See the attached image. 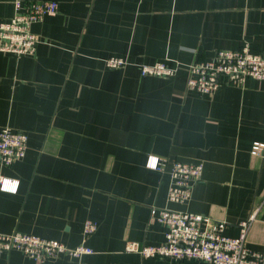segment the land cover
Returning a JSON list of instances; mask_svg holds the SVG:
<instances>
[{"label": "crops", "instance_id": "crops-1", "mask_svg": "<svg viewBox=\"0 0 264 264\" xmlns=\"http://www.w3.org/2000/svg\"><path fill=\"white\" fill-rule=\"evenodd\" d=\"M50 1V0H27ZM58 10L31 25L33 55L0 51V130L28 134L26 155L0 175V231L82 242L95 251L39 261L14 250L0 264H211L142 257L126 242L161 244L166 227L153 207L189 210L239 223L259 208L248 245L264 264V80L223 85L212 94L186 87L188 64L248 44L264 52V0H55ZM14 15L0 0V21ZM109 56L129 62L108 68ZM164 61L172 77L140 73ZM158 156L163 171L146 165ZM202 163L190 200H168L170 165ZM97 223L84 238L86 220Z\"/></svg>", "mask_w": 264, "mask_h": 264}, {"label": "built area", "instance_id": "built-area-1", "mask_svg": "<svg viewBox=\"0 0 264 264\" xmlns=\"http://www.w3.org/2000/svg\"><path fill=\"white\" fill-rule=\"evenodd\" d=\"M14 15L8 21H0V51L20 57L33 55L38 38L31 30L34 22L46 14L58 10V2L13 0ZM129 61L120 56H109L105 60L108 68H119ZM143 76L172 77L177 67L164 61L140 64ZM186 87L190 90L212 94L223 85L242 86L250 79L264 80V52H254L248 44L238 49H218L213 58L196 60L188 64ZM28 134L20 129L5 126L0 130V163L10 166L22 159L28 148ZM254 155L264 154V141H254L251 146ZM146 165L163 171L158 156L149 155ZM202 163H187L179 160L170 165L171 183L168 200L185 203L190 200L193 184L203 174ZM18 180L0 175V190L15 191ZM256 208L248 219L239 223L240 232L236 236L225 233L227 221L189 210L168 207H153L151 215L166 227L165 240L161 244H141L126 242L125 251L137 252L142 257H160L170 260L192 258L211 264H262V255L248 245V235L252 222L256 219ZM97 223L91 219L84 224V238L95 233ZM18 250L39 261H47L67 255L80 259L94 249L82 242L69 246L65 242L41 235L25 232L0 231V256Z\"/></svg>", "mask_w": 264, "mask_h": 264}]
</instances>
